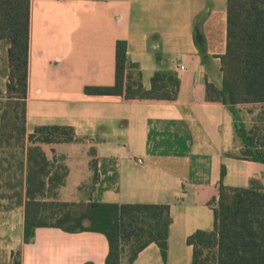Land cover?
I'll return each instance as SVG.
<instances>
[{
    "label": "crops",
    "instance_id": "obj_1",
    "mask_svg": "<svg viewBox=\"0 0 264 264\" xmlns=\"http://www.w3.org/2000/svg\"><path fill=\"white\" fill-rule=\"evenodd\" d=\"M162 1L30 4L26 134L40 126L74 130L73 142L34 145L45 162L40 191L31 187L33 200L41 204L37 217L55 222L90 202L168 205L172 222L166 259L151 244L133 264L191 263L186 239L213 229L210 202L217 197L222 166L226 187L248 188L255 181L264 190V164L237 158L240 142L233 114L205 99L206 83H222L216 57L222 47L215 49L210 32L203 29L208 13L197 21L193 17L196 27L191 32L172 31L169 39L162 38L155 24L158 16H165ZM190 1L194 10L200 7V0ZM118 40L127 42L128 59L139 66L146 90L156 71L176 75V102H124L84 93L86 87L114 84ZM29 158L25 154L17 185L12 186L17 204L0 209V239L7 244L0 251V264H105L109 247L100 233L42 226L29 243L23 242L25 176L28 168L36 169L37 160Z\"/></svg>",
    "mask_w": 264,
    "mask_h": 264
},
{
    "label": "trees",
    "instance_id": "obj_2",
    "mask_svg": "<svg viewBox=\"0 0 264 264\" xmlns=\"http://www.w3.org/2000/svg\"><path fill=\"white\" fill-rule=\"evenodd\" d=\"M30 4L31 0H0V42L8 45L6 90L15 96L13 108L20 110L15 116L20 126L14 128L19 138L26 136ZM224 8L226 29L222 49L216 56L220 59L222 83L220 87L206 83L205 99L227 107L233 114L240 142L237 158L264 164V0H226ZM127 51V42L118 40L112 86L86 87L84 93L116 96L124 102H176L179 91L176 75L156 71L150 79V89L146 90L139 66L129 61ZM240 106H258V113L248 128L239 116ZM27 139L31 144L25 152L28 161L29 157L37 160L33 162L36 169L28 168L25 176L28 201L24 208V243L30 242L36 228L49 226L66 232L104 235L109 247L105 264H133L139 253L151 244L166 259L172 222L168 205L90 202L79 207V212L63 214L55 222L44 223L38 219L41 204L33 200L31 187L40 191L45 162L43 152L34 145L73 142L74 130L68 126H40ZM225 175L226 169L222 166L217 197L210 202L213 229L196 231L186 239L192 249L190 264H264V190L255 181L248 188L226 187ZM96 181L95 173L93 182Z\"/></svg>",
    "mask_w": 264,
    "mask_h": 264
},
{
    "label": "rangeland",
    "instance_id": "obj_3",
    "mask_svg": "<svg viewBox=\"0 0 264 264\" xmlns=\"http://www.w3.org/2000/svg\"><path fill=\"white\" fill-rule=\"evenodd\" d=\"M162 2L160 11L164 12L165 16H158L155 19L158 30L162 31V38L169 39L172 31L182 34L191 32L196 27L195 21L191 24L193 17H196L195 20L197 21L208 13L203 29L210 32L213 41L211 45L215 49L221 47L226 29L224 10L226 0H200V7L197 10L191 7L192 1L190 3H187L186 0H178V2L176 0H164ZM188 6L191 11L188 10ZM137 9L138 6L135 5V11ZM198 36H200L199 33L195 35V39ZM7 48L8 45L5 41L0 42V209L17 204L18 197L13 194L12 186L17 185L18 177H20L19 164L30 146L27 139L28 134L24 138H19L14 129L20 126L19 122L16 124L15 118L17 114H20V110L13 108L15 96L6 90L9 74L6 57ZM238 109L244 126L250 127L258 113V106H240ZM9 134L10 137H8ZM6 246L4 240L0 239V251Z\"/></svg>",
    "mask_w": 264,
    "mask_h": 264
},
{
    "label": "water",
    "instance_id": "obj_4",
    "mask_svg": "<svg viewBox=\"0 0 264 264\" xmlns=\"http://www.w3.org/2000/svg\"><path fill=\"white\" fill-rule=\"evenodd\" d=\"M196 40H197V43H200V41H201L200 36H198V37L196 38Z\"/></svg>",
    "mask_w": 264,
    "mask_h": 264
},
{
    "label": "built area",
    "instance_id": "obj_5",
    "mask_svg": "<svg viewBox=\"0 0 264 264\" xmlns=\"http://www.w3.org/2000/svg\"><path fill=\"white\" fill-rule=\"evenodd\" d=\"M179 69H180V70H183V67H179ZM139 163H141V162L139 161Z\"/></svg>",
    "mask_w": 264,
    "mask_h": 264
}]
</instances>
